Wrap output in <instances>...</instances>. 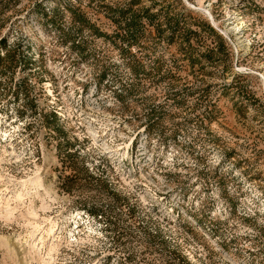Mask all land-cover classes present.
Instances as JSON below:
<instances>
[{
	"label": "rangeland",
	"instance_id": "1",
	"mask_svg": "<svg viewBox=\"0 0 264 264\" xmlns=\"http://www.w3.org/2000/svg\"><path fill=\"white\" fill-rule=\"evenodd\" d=\"M0 264H264V0H0Z\"/></svg>",
	"mask_w": 264,
	"mask_h": 264
},
{
	"label": "trees",
	"instance_id": "2",
	"mask_svg": "<svg viewBox=\"0 0 264 264\" xmlns=\"http://www.w3.org/2000/svg\"><path fill=\"white\" fill-rule=\"evenodd\" d=\"M138 26V21H137V17L136 16H132L130 17V21L127 23L126 25V30H127V35L126 37L127 38H131L133 37V34H132V30H134L133 32L136 31V27ZM126 34V33H125ZM54 119H56V117L54 116L53 117Z\"/></svg>",
	"mask_w": 264,
	"mask_h": 264
},
{
	"label": "bare ground",
	"instance_id": "3",
	"mask_svg": "<svg viewBox=\"0 0 264 264\" xmlns=\"http://www.w3.org/2000/svg\"><path fill=\"white\" fill-rule=\"evenodd\" d=\"M25 182H26V183H27V182H29V183L32 182V183H33L34 181H31L30 179H28V180H26ZM48 225H49V230H48V231H50V232H51V231H56V230L59 228V225L56 224L55 222H54V223H53V222H50ZM32 234H36V230H33V231H32Z\"/></svg>",
	"mask_w": 264,
	"mask_h": 264
}]
</instances>
